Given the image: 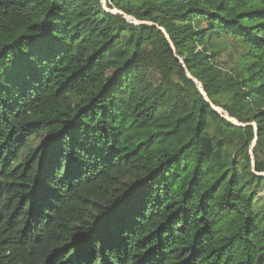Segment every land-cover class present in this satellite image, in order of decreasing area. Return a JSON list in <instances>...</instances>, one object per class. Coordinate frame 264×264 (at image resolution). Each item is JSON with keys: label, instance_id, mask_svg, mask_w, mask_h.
Masks as SVG:
<instances>
[{"label": "trees", "instance_id": "16d2710c", "mask_svg": "<svg viewBox=\"0 0 264 264\" xmlns=\"http://www.w3.org/2000/svg\"><path fill=\"white\" fill-rule=\"evenodd\" d=\"M104 1L0 0V264H264V0Z\"/></svg>", "mask_w": 264, "mask_h": 264}, {"label": "water", "instance_id": "95a60500", "mask_svg": "<svg viewBox=\"0 0 264 264\" xmlns=\"http://www.w3.org/2000/svg\"><path fill=\"white\" fill-rule=\"evenodd\" d=\"M101 3H102V6L104 8L105 11L107 12H111L113 14H119V15H122L127 21H130L136 25H142V24H146V25H150V26H154L156 28H158L157 26L151 24V23H141V22H138L136 19H134L133 17H130V16H127V15H124L123 13H121L120 11H117V10H109L107 9L106 7V4H105V1L104 0H101ZM158 30L164 35V37L167 39V41L169 42L170 46L172 47V50L174 51V47L173 45L170 43V40L167 36V34L165 33V31L162 29V28H158ZM179 62L181 64L182 61L179 60ZM184 66V65H183ZM186 76L188 77L189 80L193 81L197 86H198V90L199 92L201 93V95L203 96L204 100L211 106L212 110L219 114L222 118H224L225 120H227L228 122H230L231 124H233L234 126H237V127H245L246 125H242L240 123H238L235 119L231 118L228 113L220 108H217L215 107L208 99V97L206 96L205 92L203 91V88H202V85L197 81L195 80L190 74L189 72L186 70ZM255 127V134H257V129H256V126L253 125ZM255 143H256V139L254 140L252 146H251V149H250V157H251V160H252V167L254 168V157H253V149L255 147ZM259 176H262L264 177V173H261V174H257Z\"/></svg>", "mask_w": 264, "mask_h": 264}, {"label": "rangeland", "instance_id": "374dc122", "mask_svg": "<svg viewBox=\"0 0 264 264\" xmlns=\"http://www.w3.org/2000/svg\"><path fill=\"white\" fill-rule=\"evenodd\" d=\"M229 49H231V48H229ZM223 60H225V55L223 56Z\"/></svg>", "mask_w": 264, "mask_h": 264}]
</instances>
